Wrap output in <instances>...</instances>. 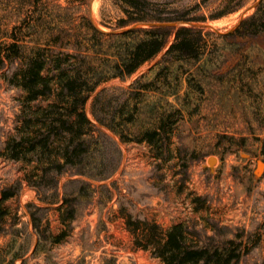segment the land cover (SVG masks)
<instances>
[{
	"label": "trees",
	"instance_id": "trees-1",
	"mask_svg": "<svg viewBox=\"0 0 264 264\" xmlns=\"http://www.w3.org/2000/svg\"><path fill=\"white\" fill-rule=\"evenodd\" d=\"M113 1L124 5L126 14L117 20V28L135 22L206 20L204 16H168L172 12L165 7L168 0ZM242 5L239 2L231 11ZM80 8L76 3L60 6L41 0H0V68L7 65L2 79L21 89L26 101L54 95V101L35 117L34 128L24 130V122L25 133L9 137L0 152L7 160L36 163L38 172L26 178L31 187L53 194L59 177L66 173L89 180L106 179L115 168L112 153L118 159L120 150L96 123L120 142L147 143L158 149L178 121L191 123L199 132L204 116L223 105L230 94L247 101L251 118L246 121L244 135L214 130L212 152L235 147L255 152L264 162L263 100L249 82L255 77L251 59L258 52V42H264V0L232 31L222 34L193 25L136 27L123 33H107L93 26L87 14H79ZM223 14L208 18L217 19ZM53 48L72 51L56 54L52 60L54 77L43 73L48 50ZM163 48L161 58L132 81L121 100L103 102L97 95L91 109L94 121L88 117L85 103L102 82L132 75ZM238 56L243 57L242 65L238 64ZM53 78L56 88L51 84ZM250 144H255V149ZM178 153L182 155L181 148ZM193 153L194 149L188 152ZM89 180L73 178L64 185L59 214L62 224L75 219L80 205L89 203L97 188L106 189L103 184L93 186ZM12 195L10 189L2 190L0 201ZM109 195L98 198L105 202ZM29 207L37 235L33 253H46L61 242L63 232L53 234L41 224L37 216L41 206ZM126 223L133 229L140 228L139 222L129 218ZM140 223L147 237L145 244L151 246V254L162 264H238L243 251L244 244L235 238L208 237L206 242H199L182 222L163 233L155 222L143 219ZM260 231L264 243V222ZM15 244L12 240L0 246V264H15L23 257L26 251L20 244L15 248ZM103 264H114V259Z\"/></svg>",
	"mask_w": 264,
	"mask_h": 264
},
{
	"label": "rangeland",
	"instance_id": "rangeland-1",
	"mask_svg": "<svg viewBox=\"0 0 264 264\" xmlns=\"http://www.w3.org/2000/svg\"><path fill=\"white\" fill-rule=\"evenodd\" d=\"M41 1L60 6L80 4L79 14H87L105 31L120 29L117 20L126 17L124 5L113 0ZM255 1L168 0L165 7L172 11L167 14L171 17L204 16L206 20L198 23L208 24L207 29L222 34L236 27L242 12ZM239 2L243 5L231 11ZM216 13L224 14L217 19L208 18ZM257 45L258 52L251 59L255 77L249 82L261 93L264 106V42ZM164 51L165 48L132 75L102 82L85 103L88 117L94 121L91 109L97 95L103 102L121 100L132 81L160 59ZM65 53L72 51L48 50L43 73L54 77L52 60L56 54ZM241 61L243 57L238 56L239 65ZM6 69L7 65L0 68V152L9 137L31 131L39 111L54 101L53 94L26 101L21 89L7 85L2 79ZM51 84L56 88L55 78ZM227 98L223 105L204 116L199 132L194 131L191 123L178 121L168 130L158 149L147 143L120 142L106 127L96 123L120 150L118 159L112 153L113 161L116 160L114 170L100 181L66 173L59 177L53 194L38 192L28 184L26 178L38 172L36 163L7 160L0 155V196L2 190L13 191L12 196L0 201V246L12 240L16 242L15 248L18 244L22 246L26 253L15 264H103L109 258L114 259V264H162L151 254V246L145 244L147 237L140 223L145 219L157 223L162 233L182 222L190 236L199 242H206L208 237L235 238L244 244L238 264H263L264 243L259 235L264 222V164L258 168L262 159L255 150L246 153L235 147L212 152L214 130L238 136L246 130V121L251 118L243 97L230 94ZM24 122L27 123L23 130ZM251 124L254 126L255 122ZM250 145L255 149V144ZM191 149L194 153L189 155ZM73 178L89 180L95 187L103 184L106 189L97 188L94 198L80 205L75 219L62 224L59 214L63 187ZM100 195L104 199L109 197L100 202ZM30 204L42 207L37 216L41 217L43 226L53 234L63 232L61 242L52 245L46 253H33L37 235L30 220ZM128 218L139 222L140 228L133 229L126 223Z\"/></svg>",
	"mask_w": 264,
	"mask_h": 264
},
{
	"label": "water",
	"instance_id": "water-1",
	"mask_svg": "<svg viewBox=\"0 0 264 264\" xmlns=\"http://www.w3.org/2000/svg\"><path fill=\"white\" fill-rule=\"evenodd\" d=\"M260 0H256L255 2H253L250 6H248L241 14L240 19L238 21V23L240 22V20L245 16L246 12L248 10L253 9ZM90 22L92 23L93 26H95L97 29L103 31V32H107V33H114V34H118V33H123L125 31H128L130 29L136 28V27H147V26H153V27H164V26H168V27H177L179 25H193V26H199V27H204V28H209L208 24L205 23H198V22H185V21H152V22H135L129 26H126L124 28H120V29H114V30H109V31H105L101 28H99L98 26H96L93 21L90 19ZM235 27H233L231 30L227 31L230 32L234 29ZM217 31V30H216ZM226 32V33H227ZM211 162L213 161L212 158L209 159ZM264 162L259 161L258 162V168L260 166H263ZM260 169V168H259Z\"/></svg>",
	"mask_w": 264,
	"mask_h": 264
},
{
	"label": "crops",
	"instance_id": "crops-1",
	"mask_svg": "<svg viewBox=\"0 0 264 264\" xmlns=\"http://www.w3.org/2000/svg\"><path fill=\"white\" fill-rule=\"evenodd\" d=\"M159 259V258H158ZM160 260V259H159Z\"/></svg>",
	"mask_w": 264,
	"mask_h": 264
}]
</instances>
